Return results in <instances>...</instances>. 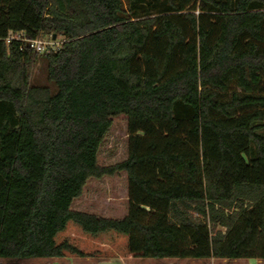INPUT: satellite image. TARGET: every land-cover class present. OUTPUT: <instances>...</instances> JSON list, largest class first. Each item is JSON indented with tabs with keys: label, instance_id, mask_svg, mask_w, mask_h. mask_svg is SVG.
I'll list each match as a JSON object with an SVG mask.
<instances>
[{
	"label": "trees",
	"instance_id": "16d2710c",
	"mask_svg": "<svg viewBox=\"0 0 264 264\" xmlns=\"http://www.w3.org/2000/svg\"><path fill=\"white\" fill-rule=\"evenodd\" d=\"M118 176L124 208L91 207ZM41 258L264 261V0H0V259Z\"/></svg>",
	"mask_w": 264,
	"mask_h": 264
},
{
	"label": "rangeland",
	"instance_id": "374dc122",
	"mask_svg": "<svg viewBox=\"0 0 264 264\" xmlns=\"http://www.w3.org/2000/svg\"><path fill=\"white\" fill-rule=\"evenodd\" d=\"M44 37H49L42 35ZM58 41L61 37H55ZM30 85L36 87H46L51 93L56 91V87L47 80V62L38 56L32 66ZM126 121L125 117L119 116L112 120V126L105 136L98 153V163L100 165H111L122 161L126 157ZM95 179L87 182L86 188ZM92 187V186H91ZM94 197L91 200V207L95 210L119 211L124 208V183L123 177L118 176L113 179H102L94 183ZM117 202L119 204H117ZM116 203V204H113ZM88 206V205H87ZM89 207V206H88ZM86 213H93L97 216L112 219L121 218L115 214L102 213L97 211L81 210ZM264 264V261L257 259H237L233 261L221 259L192 260V259H142V258H41L26 260H4L0 259V264Z\"/></svg>",
	"mask_w": 264,
	"mask_h": 264
},
{
	"label": "built area",
	"instance_id": "2783aa9c",
	"mask_svg": "<svg viewBox=\"0 0 264 264\" xmlns=\"http://www.w3.org/2000/svg\"><path fill=\"white\" fill-rule=\"evenodd\" d=\"M11 42H18L20 46L32 50L38 55L48 53L49 51L55 52L63 43V40L58 41L52 36L44 37L42 35L37 36L35 39H27L24 33H12L10 32L5 40V43L9 45Z\"/></svg>",
	"mask_w": 264,
	"mask_h": 264
},
{
	"label": "water",
	"instance_id": "95a60500",
	"mask_svg": "<svg viewBox=\"0 0 264 264\" xmlns=\"http://www.w3.org/2000/svg\"><path fill=\"white\" fill-rule=\"evenodd\" d=\"M55 38V36H53V39Z\"/></svg>",
	"mask_w": 264,
	"mask_h": 264
}]
</instances>
